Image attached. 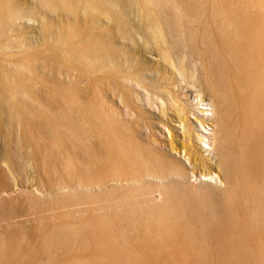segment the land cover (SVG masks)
Segmentation results:
<instances>
[{"label":"bare ground","instance_id":"obj_1","mask_svg":"<svg viewBox=\"0 0 264 264\" xmlns=\"http://www.w3.org/2000/svg\"><path fill=\"white\" fill-rule=\"evenodd\" d=\"M0 137V264H264V0H0Z\"/></svg>","mask_w":264,"mask_h":264},{"label":"rangeland","instance_id":"obj_2","mask_svg":"<svg viewBox=\"0 0 264 264\" xmlns=\"http://www.w3.org/2000/svg\"><path fill=\"white\" fill-rule=\"evenodd\" d=\"M29 23L30 24H28V26L32 25L30 28H28V30L30 31L29 33H30L31 36H33V39L35 40L36 39L35 35H37L39 33L40 28L38 27L37 22H33V21L31 22L30 21ZM34 31H36V32H34ZM148 58L151 59V60H154V56L153 55L149 54ZM194 89H195L194 87L190 86V87L184 88L183 91H186L188 93V96L192 97L195 94L194 93L195 92ZM147 108L152 113L153 112L155 114L158 113V110H157L156 106L147 107ZM172 118H173V120H170V117L168 118L169 119V125L173 127L172 131L175 134H177V138L178 139L185 140L184 137H182L183 127L177 121H175L174 117H172ZM143 129H144L143 133L147 134L146 132H148V129H146V130H145V128H143ZM156 133H157V135L160 136L159 138L163 139L164 143L168 146L169 133H167V128H165L161 124H158ZM1 139H0V152H1L0 153L1 154L0 155L1 156V158H0V168H3L1 170V172H6L9 175V177H11V174L9 173V171L7 170V167L5 166V164L3 162V156H4L3 152L5 153L4 150H5L6 144H5L4 139H2L3 141ZM177 144L179 145V143H177ZM2 149H4V150H2ZM174 154L177 157L180 156V158H184L182 156L183 155L182 152L180 153V155L178 154V152H176ZM187 165L190 166L188 163H187ZM29 166L30 165L28 164V167L25 168L24 170H18V172L16 173L17 177H15L16 179H12V178L8 179V185L5 187V189H3V187H0V188H2V190H0V200L8 201L9 199H14V197H16L17 200H18V203H19V205H18L19 210H23V208L28 206L27 201H26V197H25L26 196L25 193L29 189L32 188V185H33L34 180H35L34 179L35 178L34 177V172H33V170H31L32 167L31 166L29 167ZM214 170H216V169H214ZM189 180H190L191 183H194L196 185H203L202 181H200L199 179H195L194 176L191 173H190ZM219 180H220V178H215L213 180V182L216 181L217 185H215V183H212V186L210 188L211 191L214 194L215 193H219L220 192L219 188H221L223 186V183L219 182ZM30 217H31V215H24V216H21L20 218H18L20 221H24L23 222L24 225L17 226L16 230H14V233L19 235L20 233H22V231H26L27 232L28 229L30 230V228H32V226H35L36 223L31 224L30 222L27 221V219H29Z\"/></svg>","mask_w":264,"mask_h":264}]
</instances>
